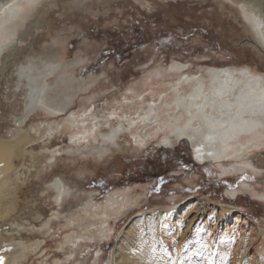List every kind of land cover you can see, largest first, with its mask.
I'll use <instances>...</instances> for the list:
<instances>
[{
    "label": "rangeland",
    "instance_id": "1",
    "mask_svg": "<svg viewBox=\"0 0 264 264\" xmlns=\"http://www.w3.org/2000/svg\"><path fill=\"white\" fill-rule=\"evenodd\" d=\"M28 7L0 31V137L20 129L15 119L25 112L28 91L19 81L22 66L30 71L32 64L44 74L46 60L57 55L47 76V101L66 108L58 116L33 115L24 126L35 137L27 147L35 156L16 163L20 168L25 163L30 172L22 179L15 222L5 221L2 230L15 238L13 245L20 237L31 245L23 264H112L120 234L137 215L194 200L232 215L212 220L209 234L191 226L182 246L181 229L175 243L159 241L164 261L171 264L181 256L184 264H206L211 257L213 264H264L259 260L264 238L256 232L264 227V148L246 160L226 152L219 161L200 162L195 156L200 138L176 137L180 113L166 85L181 75L210 81L212 70L264 77V47L254 46L256 35L240 5L232 0H39ZM4 40L11 51L4 49ZM176 65L178 72L172 70ZM150 79L157 81L156 93L167 92L157 113L166 125L162 129L145 119L147 104L159 101L146 84ZM71 115L78 126L60 129ZM189 121L184 115L181 127ZM40 123L55 125V134L37 132ZM115 130L120 131L112 138ZM59 179L65 187L60 202L48 187ZM209 181L213 187L206 191ZM235 190L237 196L227 194ZM124 197L127 213L112 222L110 239L101 241L97 215L114 210ZM48 222L52 228L45 232ZM21 226L27 228L20 233Z\"/></svg>",
    "mask_w": 264,
    "mask_h": 264
},
{
    "label": "bare ground",
    "instance_id": "2",
    "mask_svg": "<svg viewBox=\"0 0 264 264\" xmlns=\"http://www.w3.org/2000/svg\"><path fill=\"white\" fill-rule=\"evenodd\" d=\"M232 1L240 5L245 18L250 21L249 25L255 33L254 37L256 35L253 38L254 46L263 49L264 38H262L261 33H264V6H262L264 5V0ZM3 2L0 8V31L4 23V32L8 23L16 20L26 7L27 9L29 8L28 5H33L30 0H4ZM260 4L262 7L258 6ZM38 25L39 21L35 26ZM11 46L12 44L7 45L4 40V49L10 50ZM2 51L3 47H0V60H2ZM56 56L53 54L49 60H46V72L44 74L32 64L29 65L30 71L25 69L24 66L20 68V84L28 89L24 106L25 112L15 119V123L20 129H11L8 132L9 137L6 135V137H0V257L3 258V264H23V261L29 255L31 245L25 239L20 237L17 240L19 245H13L12 242L15 238L12 239L9 235L4 236L2 230L5 221L12 220L15 222L13 217L15 218L16 216L18 200L21 198V188L24 183L22 179L30 172L29 170H24L25 163H23L21 168L17 167L16 163L21 159H25L28 155L35 156L33 152L27 153V147L35 141V137L31 131L24 130L26 122L33 115L41 113L58 116L66 108L61 107V104L55 107L47 101V92H49L47 76L53 73L54 65L59 60ZM172 70L178 72L177 70H181V66L176 65ZM209 72H211L210 81L204 75H181L172 82H167L168 91L170 90L174 96L175 109L178 114L180 113L177 116L178 120L175 118L177 126L174 127V132L177 133L176 137L178 138H191L190 133L192 136L200 138L195 147V156L200 162H205L206 160L219 161L222 158V153L227 154L226 152H236L237 155L232 157L243 160L245 159L244 157L264 148V113L261 112L260 103L261 98H264V77L250 71H242L240 72L241 75L228 69ZM22 79L26 80L27 84L24 85ZM149 81L146 84L151 88H149L150 91L153 92L152 98L158 96L159 101L156 102L154 99L153 102L148 101L147 105H150V111L146 114L145 119L147 122H154L160 125V128L165 127V123L160 121L157 113H160V110H158L159 106L166 101L161 96L167 92L156 93L158 88L156 85L157 81L155 79H150ZM190 87H192L190 94L182 96V94L187 93V88ZM199 95L200 98L196 100ZM182 113L190 117L189 124L185 127H181L182 124H180L181 119L184 118ZM113 115H110V117H113ZM139 117L143 119L142 115H139ZM71 124L72 127L78 126L74 115H71L69 119L67 118L59 128L64 129L65 125V128L67 127L68 129ZM34 129H37V132L49 130L50 134H55L56 131L55 125L50 123L37 124ZM120 129H123L122 124ZM198 129L199 131H197ZM119 131L115 130L112 138ZM209 134L213 137L211 141L205 139V136ZM244 139H248L247 143L244 142ZM192 143L194 142L192 141ZM197 148H200L201 152L198 153L196 151ZM210 152L211 155H209ZM48 187L55 190L56 200L60 202L65 193L62 180L50 182ZM227 194L235 197L238 193L235 190L228 191ZM127 198L124 197V200L114 210L105 209L102 214L97 215L96 225L100 227L99 238L101 241L110 239L112 222L127 213ZM261 198H264V195ZM209 206L210 204L205 205L201 201L194 200L191 203L185 202L180 206L166 208L163 213L152 211V213L147 215L145 213L137 215L120 234L115 246L114 256L112 255V264H169L158 254L159 241L175 243L176 233L181 229L183 233L177 242L182 246L184 235L191 229V226H199L209 234L212 220H220L224 215H232L229 209L218 210ZM17 226L20 227V225ZM21 227L24 228L19 230V232L27 228L25 226ZM42 228L45 232L49 231L52 228L51 222L46 223ZM256 232L257 237L264 238V227H257ZM42 234H44L43 231ZM39 246L40 243H36L35 251L39 249ZM153 248L155 249L154 252ZM261 251H264V249ZM213 253L218 258L223 256L220 255L221 251L216 252V250H213ZM260 255L262 256L259 260L263 262L264 254ZM176 257H178V253ZM213 263L214 259L211 257L206 264ZM171 264L184 263L181 256H179Z\"/></svg>",
    "mask_w": 264,
    "mask_h": 264
},
{
    "label": "snow or ice",
    "instance_id": "3",
    "mask_svg": "<svg viewBox=\"0 0 264 264\" xmlns=\"http://www.w3.org/2000/svg\"><path fill=\"white\" fill-rule=\"evenodd\" d=\"M30 3L31 4H36V3H38V0H30ZM261 36H262V38H264V33H261ZM260 103H261V112L264 113V98H261V102ZM85 115H87V112L85 113ZM197 131H199V129ZM205 139L211 141L213 139V137H212V135L209 134V135L205 136ZM196 151L199 153V152H201V149L197 148ZM209 155H211V152L209 153ZM185 247H187V245H185ZM203 247H207V245H203ZM154 251H155V249L153 248V252ZM0 264H3V258L2 257H0Z\"/></svg>",
    "mask_w": 264,
    "mask_h": 264
},
{
    "label": "trees",
    "instance_id": "4",
    "mask_svg": "<svg viewBox=\"0 0 264 264\" xmlns=\"http://www.w3.org/2000/svg\"><path fill=\"white\" fill-rule=\"evenodd\" d=\"M163 153H164V152H163ZM161 163H162L163 165H165V161H162ZM155 170H156V169L153 168V171H155ZM166 170H168V169H166ZM151 172H152V170H151ZM212 183H213V182H211V181H209L208 183H205L206 186H204V187H205L204 190H206V191H207V190H210V191H211V187H213Z\"/></svg>",
    "mask_w": 264,
    "mask_h": 264
}]
</instances>
